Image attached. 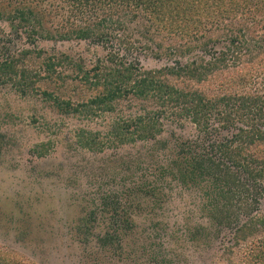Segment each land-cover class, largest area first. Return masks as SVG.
Masks as SVG:
<instances>
[{
  "label": "trees",
  "instance_id": "16d2710c",
  "mask_svg": "<svg viewBox=\"0 0 264 264\" xmlns=\"http://www.w3.org/2000/svg\"><path fill=\"white\" fill-rule=\"evenodd\" d=\"M113 2L124 4L123 15L129 21L144 18V23H136L133 29L117 22V16L108 23L102 20L96 25L74 30L75 38H93L96 43L114 47L107 57L110 63L107 67L98 62L84 69L68 58L67 66L76 69L77 73L61 76L56 65L62 64V58L51 57L45 63V75L51 81L59 78L63 85L66 79L78 78L93 94L75 105L69 98L45 94L62 113L74 112L89 119H105L103 127L97 125L102 128L76 131V143L80 147L102 150L104 138L112 145L146 141L150 143V149L169 151V154L167 152L168 156L161 157L154 166L142 167L137 182L121 189L126 197L110 190L103 193L98 212H95L96 216L102 214L100 218L90 211L82 214L80 209L81 216L74 226L76 232L85 241L95 234L96 251L118 249L123 262L121 255L125 245L122 239L125 235L136 231L142 237L147 230L162 235L167 229L164 221L154 217L150 218V224L144 225L133 212L145 211L144 215L149 219L155 208L163 209L169 194L166 189L170 190L168 184L171 182L188 190H197L202 199L199 211L203 219L193 226L187 241L200 244V237L221 234L223 227L231 229L232 239L235 238L237 243L263 232L264 216L260 215L264 214H260L258 208L257 215L253 212L258 206V198L264 193V92L231 93L227 86L236 84L234 80L238 78H245L246 73L256 75L257 69L264 66L261 62L264 60V17L257 20L260 33L248 25V19H255V11L264 9V0ZM135 6L145 17L134 11ZM237 15L240 18H236ZM7 17L12 29L25 26L26 30L38 31L35 25L40 24V20L30 7H16ZM216 25L218 29L213 28ZM103 28L107 30L100 31ZM150 29V35L159 33L162 41L150 37ZM133 30L146 42L154 43V50H161L156 57L163 62L162 66L144 68L141 65L139 57L134 56L135 51L132 52L136 41L127 39ZM125 31L129 35H125ZM43 36L52 37L48 32ZM120 36L123 38L119 39L118 45H113L112 40ZM139 47L144 49L146 46L141 44ZM194 50L198 51L195 55ZM188 54L192 56L188 57ZM242 57L244 60L240 61ZM14 68V63L0 61V81L14 74ZM220 68H223L222 72H229L228 80L226 77L217 81L213 70ZM19 74L22 78L29 77L25 69ZM122 99L138 101L139 111H130L125 117L109 116ZM150 100L151 107L145 104ZM161 120L182 132L169 131V128L165 131ZM186 122L192 133L184 126ZM163 132L168 134V139L162 137ZM152 155L153 159L155 155ZM132 193L134 196L129 199L127 196ZM101 225L103 227L96 229ZM257 243H254L257 247L253 243L250 247L264 263L263 239ZM137 244L142 253H153L152 249L143 250L147 241L138 238ZM141 256L138 255V259ZM0 264L35 263L0 249Z\"/></svg>",
  "mask_w": 264,
  "mask_h": 264
},
{
  "label": "rangeland",
  "instance_id": "374dc122",
  "mask_svg": "<svg viewBox=\"0 0 264 264\" xmlns=\"http://www.w3.org/2000/svg\"><path fill=\"white\" fill-rule=\"evenodd\" d=\"M23 5L37 13L40 20V24L35 25L37 32L33 28L26 30L25 26L10 27L8 13ZM124 11V4L113 0H0V61L7 60L15 66V73L0 81V249L35 264H264L263 258L250 247L252 243L257 247L260 239L264 242V231L237 243L235 238L232 239L231 229L223 227L221 234L200 237V244L187 241L193 226L203 219L199 211L202 199L197 190L185 189L175 182L167 183L170 190L166 189L169 194L163 209L155 208L149 219L144 215L145 211L133 212L144 225L150 224V218L154 217L164 221L167 229L162 235L151 234L148 230L142 237L136 231L125 235L122 239L125 245L121 255L123 262L118 249L97 252L95 234L85 241L76 232L74 226L81 211L82 214L94 212V216L100 207V196L108 190L126 197L121 189L137 182L141 168L154 166L161 157L168 156L167 152L169 154V151L150 149L151 145L146 141L112 145L104 138L102 150L80 147L76 143V131L102 128L105 119H89L74 112L62 113L45 94L69 98L73 105L93 94L78 78L66 79L63 85L62 79L51 81L45 75V63L51 57L62 58V64L56 65L61 76L77 73L76 69L67 66L68 58L84 69L98 62L107 67L110 64L107 57L114 47L96 43L93 38H75L74 30L96 25L102 20L108 23L117 16V22L133 29L136 23H144V18L129 21L123 15ZM134 11L145 17L139 7L135 6ZM255 12L254 20H246L251 29L256 28L260 33L257 20L263 19L264 9ZM235 17L240 18L239 15ZM213 28L218 29V26ZM150 31V37L162 41L159 33L154 32L151 36ZM47 32L52 37L43 36ZM120 38L123 36L113 39V45L117 46ZM127 39L136 41L132 52L135 51L134 56L139 57L144 68L162 66L163 62L156 57L161 50H154V43L146 42L134 30ZM141 44L146 47L138 48ZM192 53L195 55L198 51ZM243 60L244 57L240 61ZM261 62L264 64V60ZM22 69L29 73L28 78L20 76ZM222 69L213 70L218 82L229 75ZM234 82L236 84L227 86L231 93L264 92V66L257 69L256 75L246 73L245 78ZM58 85L62 86L57 88ZM231 86L234 89L230 90ZM145 104L150 106L152 101ZM130 111H139V102L122 99L115 112L108 115L125 117ZM161 122L165 131L169 128V131L182 132L169 122ZM184 126L191 131L187 122ZM164 132L162 137L168 139ZM152 154L155 155L153 159ZM133 196L132 193L127 197ZM257 208L264 214V193L258 198L255 215ZM101 215L95 216L100 218ZM101 227L103 225L96 229ZM138 238L147 241L143 250L152 249L153 253H142ZM138 255H142L141 258L138 259Z\"/></svg>",
  "mask_w": 264,
  "mask_h": 264
}]
</instances>
